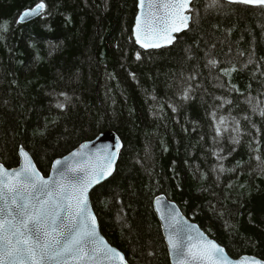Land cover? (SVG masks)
Returning <instances> with one entry per match:
<instances>
[{"label": "trees", "instance_id": "16d2710c", "mask_svg": "<svg viewBox=\"0 0 264 264\" xmlns=\"http://www.w3.org/2000/svg\"><path fill=\"white\" fill-rule=\"evenodd\" d=\"M40 2L0 0V164L17 167L22 147L46 177L113 131L116 171L91 203L129 264H169L160 195L230 257L264 261V7L194 0L189 29L145 52L131 33L137 0H42L41 16L19 24Z\"/></svg>", "mask_w": 264, "mask_h": 264}, {"label": "snow or ice", "instance_id": "6c2138e0", "mask_svg": "<svg viewBox=\"0 0 264 264\" xmlns=\"http://www.w3.org/2000/svg\"><path fill=\"white\" fill-rule=\"evenodd\" d=\"M191 2L148 0V12L145 14V0H140L141 13L136 18L134 29L136 43L143 48L161 47V40L172 43V33L188 27ZM228 2L264 7V0ZM217 3L218 0H211L210 6ZM44 8L41 0L34 8L25 11L19 21L40 14ZM3 30H7V24L3 25ZM136 58L140 59L139 53ZM208 63L216 65L215 60ZM235 70L234 67L225 69L224 74L230 75ZM189 91L185 90L184 99L189 98ZM259 114L264 117V108L259 109ZM212 116L215 119L216 114L212 113ZM224 122L225 118L220 117L216 125L217 136L221 135ZM231 131L237 133L232 137L233 143H239V121ZM119 148L117 140L116 151L106 154L103 157L105 162L99 168L93 166L89 170L86 166L77 165L69 166L67 171L59 170V178L55 182L40 176L23 148L20 155L24 165L20 170L8 172L0 165V264H104L117 258L119 264H127L126 258L99 236L96 217L88 207L89 188L112 174ZM60 163L57 161L54 168H58ZM178 216V212L170 215L171 231L167 237L176 264H229L224 249L217 244L211 241L190 243L192 228H178L181 223Z\"/></svg>", "mask_w": 264, "mask_h": 264}, {"label": "water", "instance_id": "95a60500", "mask_svg": "<svg viewBox=\"0 0 264 264\" xmlns=\"http://www.w3.org/2000/svg\"><path fill=\"white\" fill-rule=\"evenodd\" d=\"M220 1L229 3L228 0H220ZM139 2H140V0H137V5H136V11L137 12H136V15H135V18H134V21H133V26H132L131 33H132V39H133L135 45L140 50L147 52V51H158V50H161V49H164V48H169L175 43L176 38L179 35H181L182 33L186 32L189 29V26H190L191 21H192L191 12L188 13L191 16V19H190V21L188 23V27L183 29L182 31L173 32L172 35H173L174 39H173L172 43L169 44V43H166L165 41L161 40L160 41V43L162 45L161 47H158V48H156V47H153V48H143V47H141L138 43H136L135 34H134L136 18L141 13V9L139 7ZM147 2H148V0H145V8L143 9L145 14H147V12H148ZM193 2H194V0H192L190 8H192ZM229 4H233V3H229ZM241 5H243V4H241ZM245 6L261 7V6H252V5H245ZM30 9H32V8L24 10L20 14V16L25 11L30 10ZM41 14H42V12L40 14H38V15L29 17V18H27L24 21H19V18H18V23L19 24L29 23L31 21H34L38 17H40ZM117 140H119V142H120V148H119V151L116 154L115 162L112 165V174L110 176H107L104 179H101L98 183L93 184L89 188V191H88V207L91 209L93 215H95V217H96V220H97V231H98L99 236L106 243H108L110 247L115 248L117 251H119L124 256V254L120 250H118L116 247L112 246L106 240L104 235L102 234L100 226H99V222H98V219H97V216H96V214L94 212V209H93L92 203H91V194H92V192L98 186L102 185V183H104L107 180H109L114 175V173L116 171V167H117V164H118L120 153H121L122 148H123V144H122L120 138L118 137V135L115 132H113V131H107V132H104V133L98 135L95 139H93L91 141H86V142L81 143L78 147H76L72 152H70L66 156H64L62 158H58L55 161H53V163L51 165V168H50V171H49V174L46 177L43 176L42 173L38 170L34 160L30 156V154L26 150H24V149L23 150L28 153L29 158L32 161V164L35 166V168L39 172L40 176H42L45 179H48V180H50L52 182H55L59 178V176H58L59 170L67 171L69 166L82 165V166L88 167L89 170H91V167H93V166L99 168V166L102 163L105 162L103 160V157L106 154H110L111 152L116 151L115 145H116V141ZM21 148L22 147L18 148L19 163H18L17 167L12 168V169H8V168H6L3 165L5 170H7L8 172H12V171H15V170H20L23 167L24 159L20 155V149ZM105 149H107V153L105 152ZM73 153H76L77 155H73ZM57 161H60L61 163H60L58 168H54V165H56ZM0 165H2V164H0ZM68 175L71 176L72 173H68ZM78 175L82 176L83 173H79ZM158 200L161 201V203H157ZM152 206H153V211L155 213L157 221L159 223V227H160V230H161V235H162V238H163V241H164V244H165V247H166V251H167L169 264H176V257H175V255L173 253L170 252L169 246H168V243H167V237H168V235L170 234V231H171V229L169 227V225L171 223L169 217L173 213H177V212L179 213L178 219L181 221V223L177 225L178 228H180V227H183L185 229L192 228V232H191L192 240L190 241V243L196 244V243H200V242L211 241V242L217 244L219 247H222L217 242H215L210 237H208V235L203 230H201V228L197 224H195V223L191 222L189 219H187L183 215V213L181 212L179 207L174 202L168 200L164 195H160V196L155 197L153 202H152ZM224 254H225V256L228 257L229 264H245V262H247V264H264V261H262V260H260V259H258L256 257H253V256L244 255V256H241L239 258H232V257H230L228 255V253L226 252L225 249H224ZM126 262H127V264H129L127 259H126ZM104 264H119V259L117 258L115 260H108V261H105Z\"/></svg>", "mask_w": 264, "mask_h": 264}, {"label": "bare ground", "instance_id": "6f19581e", "mask_svg": "<svg viewBox=\"0 0 264 264\" xmlns=\"http://www.w3.org/2000/svg\"><path fill=\"white\" fill-rule=\"evenodd\" d=\"M108 181V180H107ZM105 183V182H104ZM104 183H102V184H104ZM101 186V185H100ZM99 187V186H98Z\"/></svg>", "mask_w": 264, "mask_h": 264}]
</instances>
